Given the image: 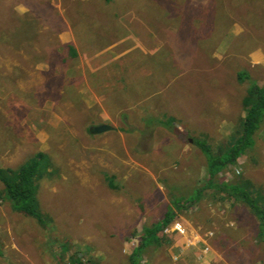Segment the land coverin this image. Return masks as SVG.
I'll return each mask as SVG.
<instances>
[{
	"label": "rangeland",
	"instance_id": "rangeland-1",
	"mask_svg": "<svg viewBox=\"0 0 264 264\" xmlns=\"http://www.w3.org/2000/svg\"><path fill=\"white\" fill-rule=\"evenodd\" d=\"M251 83L264 87V0H0V167L51 163L37 182L49 223L0 200V264H129L143 227L206 180L197 143L221 154L242 137ZM259 126L218 179L264 195ZM212 193L141 264H264L255 218Z\"/></svg>",
	"mask_w": 264,
	"mask_h": 264
},
{
	"label": "trees",
	"instance_id": "trees-1",
	"mask_svg": "<svg viewBox=\"0 0 264 264\" xmlns=\"http://www.w3.org/2000/svg\"><path fill=\"white\" fill-rule=\"evenodd\" d=\"M12 39L14 40L9 45L13 47L20 46L21 41L24 40L22 38L20 41L18 34H13ZM66 50L69 52L68 58H64L66 62L77 57V51L71 44L67 45ZM237 78L239 80L249 79V75L240 72ZM242 106L245 111L240 122L243 131L242 137L236 139V144L221 154H214L207 142L197 143L199 151L206 161V180L193 188L190 198L178 197L173 199L159 222L150 227H143L138 243L129 257V264H141L144 249L161 243L162 236H164L163 231L174 221L177 214L175 212L192 207L208 191L213 192L212 196L215 198L219 196V200L232 201L235 204L243 205L249 210L257 223L255 241L264 248V195L261 194L259 189H254L253 183L242 179V177L234 183L218 179L219 173L227 166L236 163L245 154V151L252 147L254 134L258 131L264 117V87L256 83L252 85L251 83L247 88L245 97H243ZM50 166L48 155L37 152L18 168L0 167V184L2 187L0 189V200L9 203L14 212L34 218L39 225L44 226L46 222L49 223V217L42 213L39 205L37 182L39 179L50 175ZM106 178L109 186L115 189L116 187L112 182L113 177L107 176Z\"/></svg>",
	"mask_w": 264,
	"mask_h": 264
},
{
	"label": "water",
	"instance_id": "water-1",
	"mask_svg": "<svg viewBox=\"0 0 264 264\" xmlns=\"http://www.w3.org/2000/svg\"><path fill=\"white\" fill-rule=\"evenodd\" d=\"M110 129V126L108 125H99V126H95L93 128H91V133H100V132H104Z\"/></svg>",
	"mask_w": 264,
	"mask_h": 264
},
{
	"label": "built area",
	"instance_id": "built-area-1",
	"mask_svg": "<svg viewBox=\"0 0 264 264\" xmlns=\"http://www.w3.org/2000/svg\"><path fill=\"white\" fill-rule=\"evenodd\" d=\"M175 229H176L178 232H180L181 234L184 233L183 230H181V227H180L179 224H175Z\"/></svg>",
	"mask_w": 264,
	"mask_h": 264
}]
</instances>
